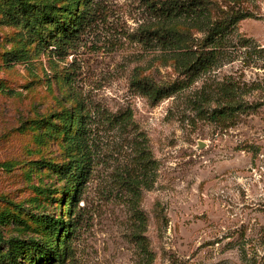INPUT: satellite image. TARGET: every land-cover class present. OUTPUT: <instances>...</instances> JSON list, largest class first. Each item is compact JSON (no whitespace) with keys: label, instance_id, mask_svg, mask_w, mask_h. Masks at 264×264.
I'll return each instance as SVG.
<instances>
[{"label":"rangeland","instance_id":"1","mask_svg":"<svg viewBox=\"0 0 264 264\" xmlns=\"http://www.w3.org/2000/svg\"><path fill=\"white\" fill-rule=\"evenodd\" d=\"M199 3L245 17L193 74L207 30L166 21L164 47L156 9ZM47 217L50 264H264V0H0V235L48 247Z\"/></svg>","mask_w":264,"mask_h":264},{"label":"trees","instance_id":"2","mask_svg":"<svg viewBox=\"0 0 264 264\" xmlns=\"http://www.w3.org/2000/svg\"><path fill=\"white\" fill-rule=\"evenodd\" d=\"M156 11L157 13H160V17L162 19V27L159 31L160 41L164 47L173 45L174 49H180V46H178L179 44L173 42L175 41L174 32L167 28V26H165L166 21L169 22L174 19H178V21H181L179 18L184 16L185 22H189V20L193 19L194 25H196L200 29L205 28L207 30L208 36L206 38V45H209L211 50L205 54H198V52H185L186 59L185 61L184 59L181 60V64H192L190 67L184 65V68L187 71H195L193 74L209 71L216 58V44L220 43V41L226 39L228 36H231V34L234 33L233 29H235L236 22L239 19H242V17H245H233V19H228L226 21L213 24L211 23L207 8L203 7L201 3L190 4L188 7H174L169 10L158 8L156 9ZM204 55H207V57H205ZM140 88L146 89L147 94H149L151 98L153 96V99H160L164 96V91L159 90L154 92L152 87L144 86L141 84ZM175 89L176 88H172V90ZM167 90L169 91V89ZM224 91L227 93L224 94L225 96L223 97L225 103H223V106L220 109L215 110L211 116L215 121L226 122L230 119H233L236 112L243 107L241 104L237 103L235 94L236 89L234 87L227 88V90L224 89ZM74 139L75 138H72V141ZM69 140H71V138ZM79 143L80 141H77V144ZM86 169L87 168L83 161L75 159L72 160L67 167L61 168L59 174L63 177V179H65L67 183L78 187L80 182L83 180ZM45 222L51 227V232L55 238V240L51 242L48 247H44L35 240H30L29 242L21 241L18 239L5 241L0 235V264H19V257L23 255V251L25 249L23 245H26V247H33L34 249H37V253L30 258V262L32 264H40L41 262H44V264H50L54 261H61L62 255L59 250V230L64 228L65 225L61 220L55 221L54 219H50L48 217ZM67 229L64 232H66ZM143 248L145 249L146 246L144 245ZM146 255L148 257H151V254H149L147 248Z\"/></svg>","mask_w":264,"mask_h":264},{"label":"water","instance_id":"3","mask_svg":"<svg viewBox=\"0 0 264 264\" xmlns=\"http://www.w3.org/2000/svg\"><path fill=\"white\" fill-rule=\"evenodd\" d=\"M200 147H203V143H202V144H200Z\"/></svg>","mask_w":264,"mask_h":264}]
</instances>
